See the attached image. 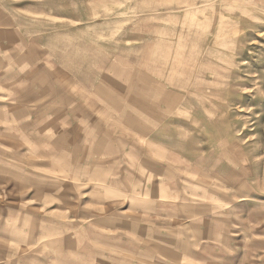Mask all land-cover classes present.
Returning a JSON list of instances; mask_svg holds the SVG:
<instances>
[{
  "label": "crops",
  "instance_id": "crops-1",
  "mask_svg": "<svg viewBox=\"0 0 264 264\" xmlns=\"http://www.w3.org/2000/svg\"><path fill=\"white\" fill-rule=\"evenodd\" d=\"M51 10L0 0V264H264L231 107L94 63Z\"/></svg>",
  "mask_w": 264,
  "mask_h": 264
},
{
  "label": "rangeland",
  "instance_id": "rangeland-1",
  "mask_svg": "<svg viewBox=\"0 0 264 264\" xmlns=\"http://www.w3.org/2000/svg\"><path fill=\"white\" fill-rule=\"evenodd\" d=\"M31 1L62 35L85 38L94 63L106 53L192 101L229 105L264 178V0Z\"/></svg>",
  "mask_w": 264,
  "mask_h": 264
}]
</instances>
